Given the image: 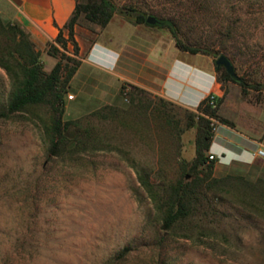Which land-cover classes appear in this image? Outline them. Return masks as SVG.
Wrapping results in <instances>:
<instances>
[{
	"label": "rangeland",
	"instance_id": "rangeland-1",
	"mask_svg": "<svg viewBox=\"0 0 264 264\" xmlns=\"http://www.w3.org/2000/svg\"><path fill=\"white\" fill-rule=\"evenodd\" d=\"M113 1L133 16L142 12L174 20L179 38L189 45L218 49L223 44L247 86L221 83L218 115L228 123L213 118L214 133L222 128L239 130L264 142V0ZM144 26L166 49L176 44L169 29ZM101 29L80 20L75 32L78 56L68 31L64 36L68 51L56 46L83 63ZM229 31L233 38H227ZM126 33L114 25L100 40L115 41ZM38 51L45 72L50 73L60 57L49 55V47ZM199 55L210 60L216 72L215 60L224 53ZM203 58L193 59L202 63ZM89 69L84 64L74 83L82 93L77 96L69 88L66 94V120L105 106L130 104L131 84ZM11 89L12 80L0 66V264H264V188L255 184L264 178V161L246 174H237L217 169L215 159L209 180L228 174L242 175L244 180L228 181L212 203L202 202L194 215L165 231L132 165L158 170L159 143L166 137L155 131L153 122L151 132L110 119L97 122L102 150L52 159L47 154L48 109L37 107L5 117ZM177 113L185 127L186 115ZM196 134V127L182 134V158L188 162L196 156Z\"/></svg>",
	"mask_w": 264,
	"mask_h": 264
},
{
	"label": "trees",
	"instance_id": "trees-1",
	"mask_svg": "<svg viewBox=\"0 0 264 264\" xmlns=\"http://www.w3.org/2000/svg\"><path fill=\"white\" fill-rule=\"evenodd\" d=\"M75 1V12L65 26L68 39L74 45L75 56L80 53L75 30L82 18L90 24L106 28L119 13L134 25L152 26L147 24L149 17L147 14L138 12L135 16L130 15L119 9L113 0ZM156 18L159 23L154 26L169 29L180 51L206 56L224 53L233 64L223 44L218 49L199 43L189 45L179 38L174 20ZM233 37V32L229 31L227 38ZM56 43L68 51L63 30L60 31ZM49 55L60 57V60L53 70L47 73L44 70L41 54L30 36L19 25L5 22L0 15V66L7 71L12 80V89L7 99L4 116L9 117L32 108L46 107L49 113V121L46 125L47 154L50 158L102 150L103 144L97 133V122L110 119L140 132L144 130L151 132L150 122L151 124L153 122L155 131L166 137L165 141L160 140L159 143L161 158L158 162V170L139 167L134 162L132 165L137 171L141 186L152 199L165 231L174 230L194 215L202 202L212 203L214 198L219 196L221 187L228 181L244 180L242 175L236 174L209 180L216 162L215 159H210L211 155H209L215 138L210 118L217 119L223 124L228 123L218 115V106L222 103V98H217L215 108L208 104L206 98L196 111H192L133 86L128 108L105 106L84 117L66 120V94L82 62L67 56L56 44L49 46ZM64 61L72 62V65L65 64ZM215 68L219 83L232 81L243 88L247 86L240 76L234 78L225 68L216 64ZM125 89L122 88V95L126 93ZM106 111H109V114H105ZM177 112L186 115L185 127H182L181 120L176 118ZM131 116L133 120L129 121L127 118ZM194 127L197 129L196 156L192 162H188L182 158L181 138L186 130ZM154 177H157V180H154ZM248 182L250 186L254 187L256 184L264 188L263 177L258 178L255 184ZM127 251L128 249L124 253Z\"/></svg>",
	"mask_w": 264,
	"mask_h": 264
},
{
	"label": "crops",
	"instance_id": "crops-1",
	"mask_svg": "<svg viewBox=\"0 0 264 264\" xmlns=\"http://www.w3.org/2000/svg\"><path fill=\"white\" fill-rule=\"evenodd\" d=\"M75 8V0H0L2 19L19 25L38 50L56 44L61 30L66 37L65 26ZM114 25L128 33L118 35L115 41L100 40V35ZM150 31L146 26L131 24L116 14L92 43L87 58L71 81L70 89L75 90L77 96L82 93V89L74 83L83 65L87 64L89 70L96 69L106 78L131 84L192 111H196L199 104L213 92L221 97V83L210 60H205L199 54L182 52L174 42L166 49L162 41L155 40V33ZM109 35L112 37V34ZM170 52H173L172 55ZM199 57L205 62L194 61L193 58ZM259 149H264V142L239 130L222 128L215 135L209 155L215 156L217 169L246 174L255 165L260 167L264 161V158L255 155ZM257 169L259 172L263 170Z\"/></svg>",
	"mask_w": 264,
	"mask_h": 264
},
{
	"label": "water",
	"instance_id": "water-1",
	"mask_svg": "<svg viewBox=\"0 0 264 264\" xmlns=\"http://www.w3.org/2000/svg\"><path fill=\"white\" fill-rule=\"evenodd\" d=\"M159 23V20L154 17V16H149L147 18V24L149 25H156ZM215 64L218 66V67H223L226 69V71L231 75L233 76L234 78H239L236 70H235V67L234 65L232 64V62L230 61V59L225 56V55H221L217 60H215Z\"/></svg>",
	"mask_w": 264,
	"mask_h": 264
},
{
	"label": "built area",
	"instance_id": "built-area-1",
	"mask_svg": "<svg viewBox=\"0 0 264 264\" xmlns=\"http://www.w3.org/2000/svg\"><path fill=\"white\" fill-rule=\"evenodd\" d=\"M220 96L217 93H211L208 97H207V102L209 105H211L212 107H216V100L217 98H219ZM70 98L72 99L73 96H70ZM211 120V127L213 129V132H215L217 130L216 128V121L213 118H210ZM255 155L257 157H261L264 158V150L263 149H259L257 150V152L255 153ZM210 159H215V156L211 155Z\"/></svg>",
	"mask_w": 264,
	"mask_h": 264
}]
</instances>
